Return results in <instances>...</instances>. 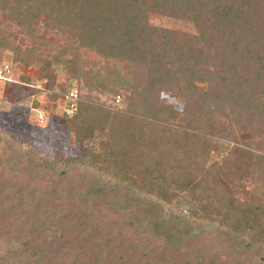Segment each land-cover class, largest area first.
<instances>
[{
	"label": "trees",
	"instance_id": "obj_1",
	"mask_svg": "<svg viewBox=\"0 0 264 264\" xmlns=\"http://www.w3.org/2000/svg\"><path fill=\"white\" fill-rule=\"evenodd\" d=\"M156 15L193 31L153 25ZM39 24L65 41L52 51L1 29L36 38ZM0 50L90 91L112 76L130 90L125 111L78 98L62 128L81 155L7 144L0 264H264V203L238 206L218 185L220 139L239 131L264 190V0H0ZM87 52L99 58L89 68ZM212 153L222 162L207 165Z\"/></svg>",
	"mask_w": 264,
	"mask_h": 264
},
{
	"label": "rangeland",
	"instance_id": "obj_2",
	"mask_svg": "<svg viewBox=\"0 0 264 264\" xmlns=\"http://www.w3.org/2000/svg\"><path fill=\"white\" fill-rule=\"evenodd\" d=\"M150 23L177 30L193 31L190 23L177 22L160 15L154 16ZM1 29L5 33L14 31L18 34L17 41L25 38L27 45H31L35 40L36 43L43 42L46 48L52 51L59 43L65 41L58 31L42 27L41 24L37 27L38 38L23 37L22 32L18 33L21 29L14 25L8 28L3 25ZM83 59L85 68L92 66L94 60L99 61L92 52L83 53ZM5 65L11 67L9 73H4L2 68ZM52 68L53 65L42 70L41 62L36 61L34 57H28L24 62H15L12 53L0 50V70H2L0 71V155L7 149V144H12V147L22 151L32 150L36 154L50 158L71 159L81 155L82 149L75 144L74 136L65 133L62 128L65 117L69 118L74 114L68 115L65 112L70 102L64 95L74 88L78 91L77 100L89 95L101 103L104 102L111 109L127 110L130 90L128 85L118 78L114 76L109 78L104 91L100 92L96 89L90 91L83 80L70 77L65 72L57 70L51 72ZM115 69H118L127 80L130 78L131 71L125 65L117 64ZM52 76L54 81L50 89L47 84ZM107 89L113 91L108 92ZM161 99L172 102L179 111L182 109L171 92L161 93ZM54 125L58 127L57 131L51 129ZM51 133H55L53 136L58 138L53 137ZM220 141L226 145L227 156V161L223 162L225 170L218 177L221 195L233 198L238 206L264 203V190L250 172V154L255 152L256 148L247 145L246 134L239 131L224 136ZM215 161L222 162L216 153H212L207 159V165ZM3 244L0 241V245Z\"/></svg>",
	"mask_w": 264,
	"mask_h": 264
},
{
	"label": "built area",
	"instance_id": "obj_3",
	"mask_svg": "<svg viewBox=\"0 0 264 264\" xmlns=\"http://www.w3.org/2000/svg\"><path fill=\"white\" fill-rule=\"evenodd\" d=\"M2 69H3L4 73L10 72V68L8 65L3 66ZM0 71H2V70H0ZM76 89L77 88H74V89L70 90V92H68L64 95L65 99L69 100V102H70V104H68L67 107L65 108V112L68 115H72L76 109L75 101L77 100V96H78V91ZM117 98L119 99L118 95H117Z\"/></svg>",
	"mask_w": 264,
	"mask_h": 264
},
{
	"label": "crops",
	"instance_id": "obj_4",
	"mask_svg": "<svg viewBox=\"0 0 264 264\" xmlns=\"http://www.w3.org/2000/svg\"><path fill=\"white\" fill-rule=\"evenodd\" d=\"M65 100V99H64Z\"/></svg>",
	"mask_w": 264,
	"mask_h": 264
}]
</instances>
